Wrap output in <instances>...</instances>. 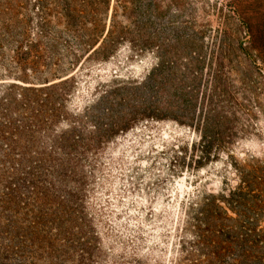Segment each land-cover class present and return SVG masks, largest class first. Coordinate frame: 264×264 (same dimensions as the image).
Returning <instances> with one entry per match:
<instances>
[{
  "label": "trees",
  "instance_id": "obj_1",
  "mask_svg": "<svg viewBox=\"0 0 264 264\" xmlns=\"http://www.w3.org/2000/svg\"><path fill=\"white\" fill-rule=\"evenodd\" d=\"M179 2L0 0V264H110L92 207L99 160L139 123L163 120L197 135L172 146L171 172L224 154L237 175L182 204L173 264H264V159L231 155L264 91V36L186 33ZM122 45L151 54L150 72L74 105L78 70Z\"/></svg>",
  "mask_w": 264,
  "mask_h": 264
},
{
  "label": "rangeland",
  "instance_id": "obj_2",
  "mask_svg": "<svg viewBox=\"0 0 264 264\" xmlns=\"http://www.w3.org/2000/svg\"><path fill=\"white\" fill-rule=\"evenodd\" d=\"M179 1L192 23L186 33L193 27L204 28L202 36H237L243 41L264 36V0ZM4 52L5 59L12 54L8 49ZM155 62L149 53L130 58L122 45L108 61L84 64L76 73L79 85L73 104L83 106L93 100L98 88L114 79L143 78ZM256 65L264 71L260 60ZM256 93L259 106L253 111V130L231 148L237 164L264 159V91ZM196 138L192 130L170 120L143 121L108 146L99 160L92 207L103 249L111 250L106 253L110 264H173L182 204L196 192H219L236 185V172L224 154L199 171L171 172L172 146L190 144Z\"/></svg>",
  "mask_w": 264,
  "mask_h": 264
}]
</instances>
